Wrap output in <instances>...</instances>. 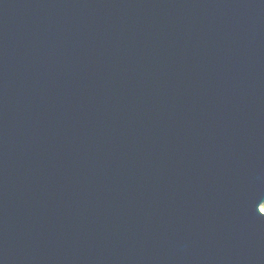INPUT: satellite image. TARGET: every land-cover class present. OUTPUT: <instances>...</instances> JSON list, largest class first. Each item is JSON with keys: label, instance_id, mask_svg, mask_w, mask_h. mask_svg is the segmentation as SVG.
Wrapping results in <instances>:
<instances>
[{"label": "water", "instance_id": "obj_1", "mask_svg": "<svg viewBox=\"0 0 264 264\" xmlns=\"http://www.w3.org/2000/svg\"><path fill=\"white\" fill-rule=\"evenodd\" d=\"M264 0H0V264H264Z\"/></svg>", "mask_w": 264, "mask_h": 264}, {"label": "bare ground", "instance_id": "obj_2", "mask_svg": "<svg viewBox=\"0 0 264 264\" xmlns=\"http://www.w3.org/2000/svg\"><path fill=\"white\" fill-rule=\"evenodd\" d=\"M261 211L264 212V203L263 205L260 207Z\"/></svg>", "mask_w": 264, "mask_h": 264}, {"label": "rangeland", "instance_id": "obj_3", "mask_svg": "<svg viewBox=\"0 0 264 264\" xmlns=\"http://www.w3.org/2000/svg\"><path fill=\"white\" fill-rule=\"evenodd\" d=\"M263 203H264V202H263ZM262 205H263V204H262ZM262 205H261V206H262ZM261 206H260V207H261Z\"/></svg>", "mask_w": 264, "mask_h": 264}]
</instances>
